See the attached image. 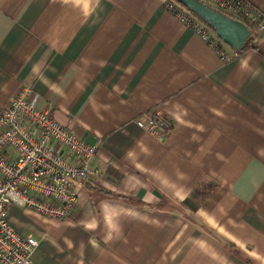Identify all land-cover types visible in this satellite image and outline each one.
Instances as JSON below:
<instances>
[{"label":"crops","instance_id":"0c3cea01","mask_svg":"<svg viewBox=\"0 0 264 264\" xmlns=\"http://www.w3.org/2000/svg\"><path fill=\"white\" fill-rule=\"evenodd\" d=\"M170 2L0 0V113L28 87L97 147L69 218L10 207L37 264H264V30L237 55L210 30L224 61Z\"/></svg>","mask_w":264,"mask_h":264},{"label":"built area","instance_id":"2783aa9c","mask_svg":"<svg viewBox=\"0 0 264 264\" xmlns=\"http://www.w3.org/2000/svg\"><path fill=\"white\" fill-rule=\"evenodd\" d=\"M199 1L245 23L251 30H264V15L246 0ZM167 10L200 35L224 61L232 60L198 17L176 2H170ZM38 101L39 95L24 87L0 113V264H37L39 243L12 227L11 206L43 218L66 220L78 202L75 185L86 184L94 174L91 162L97 147L61 125L50 109L39 108ZM136 125L162 138L172 122L157 110L138 119Z\"/></svg>","mask_w":264,"mask_h":264},{"label":"water","instance_id":"95a60500","mask_svg":"<svg viewBox=\"0 0 264 264\" xmlns=\"http://www.w3.org/2000/svg\"><path fill=\"white\" fill-rule=\"evenodd\" d=\"M198 17L225 45L241 50L251 37V29L243 22L232 19L199 0H175Z\"/></svg>","mask_w":264,"mask_h":264},{"label":"trees","instance_id":"16d2710c","mask_svg":"<svg viewBox=\"0 0 264 264\" xmlns=\"http://www.w3.org/2000/svg\"><path fill=\"white\" fill-rule=\"evenodd\" d=\"M173 2H176L175 0H173ZM177 3V2H176ZM178 4V3H177ZM183 7V6H182ZM184 8V7H183ZM186 9V8H185ZM187 10V9H186ZM190 12V11H189ZM191 13V12H190ZM193 14V13H192ZM194 15V14H193ZM253 43V37L251 36L248 41L244 44V46L242 47L241 50H245L247 48H249L250 46H252Z\"/></svg>","mask_w":264,"mask_h":264}]
</instances>
